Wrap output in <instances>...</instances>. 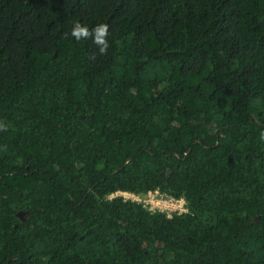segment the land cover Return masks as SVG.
Listing matches in <instances>:
<instances>
[{"label":"trees","instance_id":"trees-1","mask_svg":"<svg viewBox=\"0 0 264 264\" xmlns=\"http://www.w3.org/2000/svg\"><path fill=\"white\" fill-rule=\"evenodd\" d=\"M0 124V264H264V0H0Z\"/></svg>","mask_w":264,"mask_h":264},{"label":"built area","instance_id":"built-area-1","mask_svg":"<svg viewBox=\"0 0 264 264\" xmlns=\"http://www.w3.org/2000/svg\"><path fill=\"white\" fill-rule=\"evenodd\" d=\"M121 195L124 200L136 201L148 210L163 211L167 216L173 213H183L187 211L186 200L184 197H174L162 192L158 188L148 190L146 193H134L129 191H119L111 196Z\"/></svg>","mask_w":264,"mask_h":264},{"label":"clouds","instance_id":"clouds-1","mask_svg":"<svg viewBox=\"0 0 264 264\" xmlns=\"http://www.w3.org/2000/svg\"><path fill=\"white\" fill-rule=\"evenodd\" d=\"M70 34L77 41L91 39L98 49L99 54H107L108 48L110 47L108 41L109 27L107 24L99 23L89 28L79 21H74ZM5 128L6 125L0 124V130H4ZM261 139H264V133L261 134Z\"/></svg>","mask_w":264,"mask_h":264},{"label":"water","instance_id":"water-1","mask_svg":"<svg viewBox=\"0 0 264 264\" xmlns=\"http://www.w3.org/2000/svg\"><path fill=\"white\" fill-rule=\"evenodd\" d=\"M23 213H25V212L24 211L17 212V215L21 218V220H23Z\"/></svg>","mask_w":264,"mask_h":264}]
</instances>
